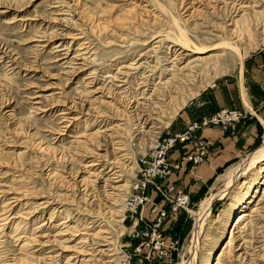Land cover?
<instances>
[{"label": "rangeland", "instance_id": "obj_1", "mask_svg": "<svg viewBox=\"0 0 264 264\" xmlns=\"http://www.w3.org/2000/svg\"><path fill=\"white\" fill-rule=\"evenodd\" d=\"M254 78L264 84V0H0V264H64L81 237L91 264H119L132 250L126 201L138 160L227 109L197 116L214 90L245 83L264 95ZM262 119L254 144L172 221L170 264H233V255L264 264V169L245 186L244 174L230 188L224 178L263 145ZM212 196L192 248L193 213ZM65 218L79 237L62 252L46 242L61 237Z\"/></svg>", "mask_w": 264, "mask_h": 264}, {"label": "built area", "instance_id": "obj_2", "mask_svg": "<svg viewBox=\"0 0 264 264\" xmlns=\"http://www.w3.org/2000/svg\"><path fill=\"white\" fill-rule=\"evenodd\" d=\"M244 114L238 110L223 109L213 113L209 118L193 120L181 134L157 140L151 145L150 154L141 157L137 162L139 178L133 182L135 194L126 201V209L132 213L133 232L131 236L132 250L124 252L119 264H164L171 263L172 250L176 241L167 240L162 234V224L167 218L165 206L160 208L151 202L149 189L152 188L165 200L172 212L184 210L188 205L187 196L179 189L169 187L165 192L161 182L172 170H191L203 163L212 146L209 141L197 139L195 134L208 125L220 126L222 129L232 128ZM195 140L191 151L183 155L174 164L167 161V155L177 144ZM188 165V167L186 166ZM150 204L151 219L146 217V208Z\"/></svg>", "mask_w": 264, "mask_h": 264}, {"label": "crops", "instance_id": "obj_3", "mask_svg": "<svg viewBox=\"0 0 264 264\" xmlns=\"http://www.w3.org/2000/svg\"><path fill=\"white\" fill-rule=\"evenodd\" d=\"M244 76L245 75H243V79ZM253 81H256L255 78ZM263 85V83L256 81L258 90L264 92ZM248 87L249 84L245 85L244 83L242 89L235 85L234 88L231 89L228 87L225 92L221 93L214 90L207 95L206 105L197 111L198 117H208L220 108H227L243 111L246 114V118L236 125H233V130L227 127V129H223V131L220 126L208 125L197 131L195 134L197 139L212 143V146L208 149L206 160L191 170H172L169 176L160 184L164 192L172 186L186 194L191 202H196L207 184L215 178L216 172L229 162L243 156L247 148L254 144V140L257 136L256 128H259L260 120H263L264 101L262 102V100H264V95L256 97L255 94L248 90ZM263 123L262 121V124ZM194 141L195 140L189 141L175 147L169 154V162L174 164L178 162L183 155L189 153L195 145ZM186 166L188 167V165ZM150 192H152L151 195H149L151 202L159 208L164 205L167 211V218L162 224V234L164 238L178 241V237L176 238L174 234H172V221L175 220L177 215L183 210L172 212L170 207L165 205L166 202L159 192L154 190ZM151 207L152 206L148 204L145 210L150 216Z\"/></svg>", "mask_w": 264, "mask_h": 264}, {"label": "bare ground", "instance_id": "obj_4", "mask_svg": "<svg viewBox=\"0 0 264 264\" xmlns=\"http://www.w3.org/2000/svg\"><path fill=\"white\" fill-rule=\"evenodd\" d=\"M227 5V3H226ZM82 46V45H81ZM174 47V46H173ZM181 49L184 47H182V45L180 46ZM83 48V47H81ZM186 49V48H185ZM79 50V49H78ZM82 51L86 50V49H81ZM181 52V51H180ZM179 52V53H180ZM88 53L85 52V53H82L80 56H85L87 55ZM86 59V57H85ZM83 59V60H85ZM177 59V58H176ZM175 58L172 59V61L169 59H167V61H165L166 63H169V64H172L173 65V61L176 60ZM164 61V59H163ZM149 78L146 77L144 78L143 77V80H145L143 83H142V87H148L150 84L149 82H151V80L149 81L148 80ZM86 80H88V78H86ZM148 81V82H146ZM119 83H124L126 84V82H119ZM122 87V86H121ZM119 87V88H121ZM148 89V88H146ZM146 91V90H145ZM89 94V93H88ZM143 94V93H142ZM111 95V94H109ZM110 98V97H109ZM129 108H131L130 106H128ZM134 111V110H133ZM247 113V112H246ZM243 114L245 115V113L243 112ZM60 115L62 116H67V112H61ZM66 118V119H65ZM244 118V117H243ZM242 120V119H241ZM240 120V121H241ZM72 120H69L67 117H63V121L62 122H66V124L68 123H71ZM239 121V122H240ZM238 122V123H239ZM64 127H67L68 125H63ZM264 155V139H263V145L260 147V149L253 155V156H250L246 161H244L243 163L235 166L231 171H229L228 174H226L224 176L225 178V186L226 188H230L231 186H233V184L235 183V181L237 179L240 178V176L242 174H244L242 176L245 177L242 181H241V186H245L248 184V179H250L253 183H255L257 180H258V177L259 175L261 174V172L263 171L264 167L260 166V167H256L259 163V160L261 159V157ZM98 163L97 161H93L92 163H89L87 165V168H91V167H94V166H97ZM261 165V164H260ZM112 171V170H111ZM186 195V194H185ZM187 196V195H186ZM242 201L243 203L242 204H245L249 201V197L250 195H247L245 194L244 196H242ZM188 198V196H187ZM215 198H218L217 196H212V197H209V198H206V200L201 204L200 208H201V212L200 213H193L194 215V219H195V226H194V230H193V245H192V248H194L196 245H197V241H199V236L200 234L202 233V230H203V223L204 221L206 220V218L208 217L209 215V210H210V204L212 202V200H214ZM188 202H190L189 198H188ZM250 202V201H249ZM248 202V203H249ZM51 204L53 203H49V202H46V203H42L40 204V207L41 206H45L46 208L48 206H50ZM45 207H41L40 210H43L44 211V208ZM56 209V208H55ZM246 215L244 216H241V217H236L238 218L233 226V230L229 233V237H228V240L225 244V247L223 249L222 252L224 251H227L228 248L230 247L232 241H234V234H235V231L236 229H238V227L242 224L244 218H245ZM6 219H3L2 221H6ZM235 220V219H234ZM70 221V219L68 218H65V219H62L60 221V223L58 225L60 226H63V228L59 231L60 233H58V235H61V237L59 236V239H57L56 241L53 239V241H51L50 239L46 242L47 244L46 245H62V249H59L61 250L62 252H65L67 250H70L69 247L65 246L67 242V240L71 239V240H75L76 238L79 237L78 234H75L77 231L73 228H70L68 226H65V224H67L68 222ZM51 222V221H50ZM207 222V221H206ZM42 226H44V224H42ZM41 226V227H42ZM40 227V228H41ZM56 235V236H58ZM67 235V239H63L62 236H65L66 237ZM70 241V240H69ZM246 242H244L245 244ZM77 245H78V248L75 247L76 251L74 250L73 253H71V255H69L66 259V262L64 264H91V260L90 258H92V252L91 250H88L87 249V239L84 238V237H81L79 239V241L77 242ZM71 247V246H70ZM61 248V247H60ZM73 249V247H72ZM71 249V250H72ZM194 251V250H193ZM91 252V253H90ZM194 257V255H193ZM56 258V256H55ZM94 258V257H93ZM229 259V258H228ZM230 261L231 263L233 262V264H249L246 263V261L244 260H238V259H235V256H230ZM55 264V263H54ZM165 264V263H164ZM215 264H220V261L217 260V262ZM250 264H252L250 262ZM254 264V263H253Z\"/></svg>", "mask_w": 264, "mask_h": 264}]
</instances>
